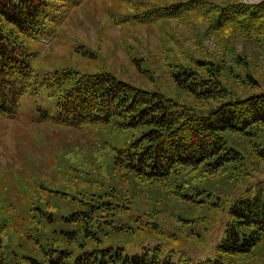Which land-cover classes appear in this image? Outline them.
Segmentation results:
<instances>
[{"label": "trees", "instance_id": "trees-1", "mask_svg": "<svg viewBox=\"0 0 264 264\" xmlns=\"http://www.w3.org/2000/svg\"><path fill=\"white\" fill-rule=\"evenodd\" d=\"M49 6V0H0V119L13 118L23 96L45 94L56 98L57 113L38 106L33 125L81 134L60 158L46 155L32 173L11 167L0 174V264H191L183 252L176 260L159 246L128 253L117 241L159 228L162 214L188 226L206 217L198 209L223 206L227 222L216 256L195 264L249 255L264 242V178L229 200L222 195L231 187L223 178L240 185L264 173V148L253 139L264 130V90L248 93L264 76L253 61L264 51V0L134 3L139 10L128 20L135 25L173 19L192 28L195 45L217 37L220 47L206 54H172L166 62L175 88H167L170 94L106 67L54 68L39 77L26 41L44 31ZM166 39L183 42L171 34ZM139 59L131 57L149 72ZM44 165L53 178L42 176ZM169 200L186 206L176 210Z\"/></svg>", "mask_w": 264, "mask_h": 264}, {"label": "rangeland", "instance_id": "rangeland-1", "mask_svg": "<svg viewBox=\"0 0 264 264\" xmlns=\"http://www.w3.org/2000/svg\"><path fill=\"white\" fill-rule=\"evenodd\" d=\"M140 1L145 4L148 0H49L44 31L38 39L31 38L26 41L27 50L31 52L30 63L34 72L42 77L46 71L54 68L70 67L79 72H92L100 67H106L118 77L137 86L149 89L157 86L160 91L173 92L175 88L166 73L169 70L166 62L174 59L172 54L178 53L180 49H189L196 55L206 54L220 47L215 45L217 37L206 36L195 45L196 35L193 36L192 28L189 29L173 19L165 23L160 22L155 27L135 25L128 19L139 10L133 9V6ZM241 1L254 3L259 0ZM121 25L124 26L120 27ZM199 26L202 28L201 24ZM170 34L176 36L178 42L181 37L182 45L174 40L166 42L165 39ZM237 47L240 48V45L237 44ZM262 52L264 51L259 50L253 61L264 67ZM132 56L142 58L137 62L141 68L150 71L143 73L139 70L131 60ZM255 77L258 78L256 72ZM258 81L259 85L249 89V94L264 90V76L259 77ZM232 86L236 87L235 84ZM167 88L170 90L167 91ZM38 106L52 115L57 113L56 98L39 94L23 96L20 109L15 116L0 119V174H4L2 176L9 174L11 167L18 168L24 175L32 173L46 155L60 158V154L68 145L75 144L79 139L76 136H80V132L44 125L35 127L31 120L39 112ZM37 135L43 145L40 150L37 149ZM253 139L264 148V130L257 133ZM39 170L45 178H53L54 172L50 167L44 165ZM256 173L240 185L223 178V186L227 184L231 186L223 191V199H231L240 190L243 191L259 178H264V173ZM219 180L220 178L217 182ZM204 200L206 201L204 204L209 202L207 197ZM175 201L169 200V203L173 202L171 206L176 210H182V206H186ZM191 209L194 212L195 209ZM196 212L200 216L206 213V217H200L194 223L183 226L172 218L173 215L169 217L168 214H162L159 217L162 225L153 229L155 231L148 229L139 236L127 234L129 236L116 238L117 242L121 243L128 253H133L142 246H159L162 254L174 253V260L183 252L190 258L191 264L205 258H214L216 245L227 222L226 209L223 206L221 209L210 208L208 212L201 209ZM122 218L129 221L131 217L125 214ZM261 244L246 257L237 258L232 263L227 261L226 264H264V242Z\"/></svg>", "mask_w": 264, "mask_h": 264}]
</instances>
